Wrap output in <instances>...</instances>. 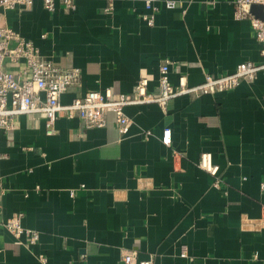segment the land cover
Masks as SVG:
<instances>
[{"label":"crops","instance_id":"0c3cea01","mask_svg":"<svg viewBox=\"0 0 264 264\" xmlns=\"http://www.w3.org/2000/svg\"><path fill=\"white\" fill-rule=\"evenodd\" d=\"M161 1L153 27L142 20L144 0H79L75 11L54 13L35 0L28 11L0 9V23L59 67L81 70L64 105L106 88L131 96L143 78L156 94L164 59L174 63L176 88L181 78L193 87L240 63H264L250 21L234 16L237 0H173V10ZM124 111L133 121L126 135L113 113L87 130L63 115L53 135L43 117L22 115L2 133L0 224L22 213L40 239L17 245L1 226L0 264H43L38 255L46 264H125L124 250L152 264H264V69L232 91ZM204 153L217 177L199 167Z\"/></svg>","mask_w":264,"mask_h":264},{"label":"built area","instance_id":"2783aa9c","mask_svg":"<svg viewBox=\"0 0 264 264\" xmlns=\"http://www.w3.org/2000/svg\"><path fill=\"white\" fill-rule=\"evenodd\" d=\"M44 8L54 13L58 7L66 12L77 9L79 0H42ZM35 0H0V9L4 11L20 9L28 11L34 6ZM147 12L142 14V20L149 26L155 25V17L159 11V0H144ZM166 9H176L177 3L173 0L161 1ZM253 6H262L264 0H237L235 2L234 16L238 20L250 21L257 41L261 44L264 55V20L256 17L251 12ZM114 10L111 1L105 13ZM45 37V35H44ZM20 65L19 73L6 70V63ZM173 61L164 59L160 64L159 88L156 94H148V81L140 79L133 95L121 94L114 96L110 88L98 91H89L83 97L75 98L70 104L61 103L62 96L71 87L81 83L82 72L79 68H62L50 59L44 57L32 41L23 37L11 27L0 23V137L2 133L12 131L16 126V119L22 115H39L44 118L47 135L55 133V124L59 117L78 118L82 129L103 127L105 117L113 113L116 119L117 130L120 135L129 133L133 121L125 114L124 109L130 105H143L156 103L165 107L172 99L182 95L198 97L201 95H214L232 91L244 80L252 81L264 69V63H240L234 72L222 76L206 75L203 83L190 87L180 79L176 88L170 82V69ZM150 132L146 133L149 136ZM162 143L171 146L172 135L170 130H165ZM1 157V154H0ZM199 167L213 177L218 175V167L213 165L212 155L204 153L201 156ZM1 187V179H0ZM214 187L224 189L222 182L216 178ZM39 189V187H37ZM227 192L225 191V194ZM74 191L71 195L74 196ZM23 214L15 213L5 222L0 224L15 239L17 245L30 248L36 245L40 235L36 230L25 228L22 224ZM25 238V240H23ZM182 258L188 257L187 247L182 248ZM41 263L46 264L47 257L38 255ZM123 261L125 264H152V257L146 260L138 259L135 250H124Z\"/></svg>","mask_w":264,"mask_h":264},{"label":"water","instance_id":"95a60500","mask_svg":"<svg viewBox=\"0 0 264 264\" xmlns=\"http://www.w3.org/2000/svg\"><path fill=\"white\" fill-rule=\"evenodd\" d=\"M251 11L254 12L257 16L262 17L264 19V9L262 6H253Z\"/></svg>","mask_w":264,"mask_h":264}]
</instances>
